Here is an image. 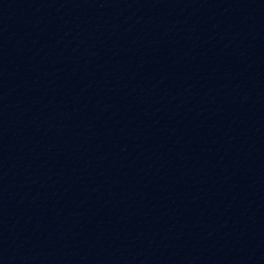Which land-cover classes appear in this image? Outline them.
Returning a JSON list of instances; mask_svg holds the SVG:
<instances>
[{
    "label": "water",
    "instance_id": "95a60500",
    "mask_svg": "<svg viewBox=\"0 0 264 264\" xmlns=\"http://www.w3.org/2000/svg\"><path fill=\"white\" fill-rule=\"evenodd\" d=\"M0 264H264V0H0Z\"/></svg>",
    "mask_w": 264,
    "mask_h": 264
}]
</instances>
